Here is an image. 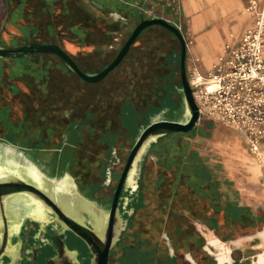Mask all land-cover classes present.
<instances>
[{"label": "rangeland", "instance_id": "rangeland-1", "mask_svg": "<svg viewBox=\"0 0 264 264\" xmlns=\"http://www.w3.org/2000/svg\"><path fill=\"white\" fill-rule=\"evenodd\" d=\"M17 3H20L18 8ZM4 4L7 10L3 12ZM171 7L176 9L178 2L0 0V47L29 42L53 43L62 48L82 71L93 74L116 57L141 19L162 16L160 18L174 22L168 11ZM240 14L246 16L243 7ZM178 26L186 39L185 19L182 18ZM122 59L113 72L96 83H85L52 54L23 56L15 65L16 78L11 72L14 70L13 61L1 62L4 77L11 76V82H17L22 90L12 96L5 92V88L0 89V104L11 105L12 116L16 112L23 117L26 132L37 133L42 142L47 140L42 146L39 142L41 147L38 148L35 147L36 141L0 140L1 170H15L18 179L38 188L41 184L37 177L45 180L48 191L60 195L64 208L79 217L100 241L104 239L105 219L113 191L143 126L157 120L185 122L188 119L179 81V42L170 31L156 25L145 28ZM191 68L186 65L187 79ZM162 84L168 87L164 88ZM164 95V101L158 102ZM30 105L35 109L29 108ZM149 107L151 110L147 111ZM23 134L26 139L28 134L24 131ZM184 134L187 142L184 140L183 144H191L203 162L214 165L220 180L225 145L241 140V147L245 146L238 131L202 115L198 123ZM165 143L172 149L174 145L180 147L182 142L168 138ZM182 146L180 152L186 145ZM142 158L135 189L126 187L122 192L120 220L116 225V232L120 233L109 251L108 264L116 260V252L124 237L127 240L122 234L128 231L129 219L139 200ZM97 160L103 165L100 185H114L106 201L100 192L93 191L92 197H86L75 187L72 192L65 189L66 179H71L74 185L85 181L86 174L82 173L85 162L92 164L89 170L92 168L91 171L99 175ZM248 164L255 167L261 185L259 169L251 157ZM2 194L0 264H44L45 259L54 254L51 241L52 238L59 239L61 224L54 222L55 215L50 209L42 211L40 203L45 201L39 196L15 189L4 190ZM85 203L98 211L102 218ZM85 213L89 216L80 217ZM3 242L5 246L1 249ZM48 252L50 256L45 255ZM142 256L141 252L137 255L140 260H143ZM78 257L81 263H90L87 248Z\"/></svg>", "mask_w": 264, "mask_h": 264}, {"label": "crops", "instance_id": "crops-1", "mask_svg": "<svg viewBox=\"0 0 264 264\" xmlns=\"http://www.w3.org/2000/svg\"><path fill=\"white\" fill-rule=\"evenodd\" d=\"M243 6V0H183L176 9L169 8V15L175 20L171 22L173 25L179 27L182 18L186 21L187 66L196 64L200 72L206 74L229 34L237 36L250 24V17L240 14ZM5 10L6 5L3 12ZM22 58L0 57V89L5 88L12 96L19 94L22 88L17 82H11V76L4 77L1 62L13 61L14 70L10 71L16 78L15 65ZM162 86L168 87L167 84ZM164 99L165 95L158 102ZM4 104H0V140L36 141L35 147H41L47 140L42 142L37 133L26 132L23 117L16 112L12 116V106ZM23 131L28 134L26 139H23L26 136ZM176 133L169 135L171 137H157L145 146L139 200L129 219L128 231L122 234L127 240L124 237L125 243L118 245L116 260L109 264H264V192L255 167L248 164L250 156L243 137L239 136L245 144L243 148L241 140L225 145L220 180L214 165L203 162L191 144H183L184 140L187 142L184 137L187 132ZM168 138L182 142L180 147L174 145L171 149L165 143ZM182 145L186 146L180 152ZM261 148L264 154V137ZM95 163L100 167L99 175L96 176L92 168L89 170L92 164L85 162L82 171L86 174L85 181L73 187L83 191L86 197H92L93 191L100 192L106 201L114 185H100L103 165L101 160ZM70 236V244L65 241L67 247L76 249L78 256L85 253V245ZM140 252L143 260L137 257Z\"/></svg>", "mask_w": 264, "mask_h": 264}, {"label": "water", "instance_id": "water-1", "mask_svg": "<svg viewBox=\"0 0 264 264\" xmlns=\"http://www.w3.org/2000/svg\"><path fill=\"white\" fill-rule=\"evenodd\" d=\"M155 25L170 31L179 42L180 83L183 101L188 113V119L185 122L173 120L153 121L139 133L126 158L125 164L113 191L109 211L105 219L104 239L102 241L98 240L93 230L86 226V224H84L79 217L72 215L68 210H66L62 204V201H60V195L57 193L52 194L46 190H43L42 188H38L32 184L23 182L18 178L0 180V198L1 195H3L2 192L7 189H15L37 195L43 201H45L43 203L47 205L48 209L54 213V222L61 224L60 231L58 232L59 239L55 241L54 238H52L51 241V245L54 246V254L46 258L44 264H81L78 258V251L76 249H69L66 245L65 241L67 238V233H70L79 239L88 249V252L91 255L89 264H108L109 251L116 236H118L120 233L119 231L116 232V225L118 220H120L119 205L121 204L120 200L122 199V192L127 187L128 175L134 164V161L136 160V157L142 151V148L155 137L167 133L188 132L198 123L199 111L197 105L194 102L192 90L188 84L186 74V41L179 28L164 18L154 17L141 19V21L134 27L123 46L118 51L116 57L102 70L93 74H88L82 71L74 62V60L62 48L53 43L42 44L29 42L20 46L0 47V57L2 58L21 57L36 53L52 54L62 60L82 80L87 82H96L104 78L108 72L118 65V63L128 52L135 39L145 28ZM85 204L88 209L91 208L95 210L90 204ZM95 213L97 214V217L100 219L102 218V215L98 213V211ZM88 216L89 213H85V215H81L80 217L86 218ZM102 220H104V218ZM4 246L5 245L3 242L1 249Z\"/></svg>", "mask_w": 264, "mask_h": 264}, {"label": "built area", "instance_id": "built-area-1", "mask_svg": "<svg viewBox=\"0 0 264 264\" xmlns=\"http://www.w3.org/2000/svg\"><path fill=\"white\" fill-rule=\"evenodd\" d=\"M243 11L250 24L237 36L229 34L205 75L192 65L188 84L199 117L233 128L244 138L264 191V0H244Z\"/></svg>", "mask_w": 264, "mask_h": 264}, {"label": "bare ground", "instance_id": "bare-ground-1", "mask_svg": "<svg viewBox=\"0 0 264 264\" xmlns=\"http://www.w3.org/2000/svg\"><path fill=\"white\" fill-rule=\"evenodd\" d=\"M144 147L142 148V151L139 153V155L136 157V160L134 161V164H133V166H132V168H131V170L129 172V175H128L127 188H131V190H134L135 187H136V178H137V175H138L139 165H140V161H141V158H142ZM0 157H1V155H0ZM13 178H18V174L15 172V170H11V172H9V170H1V168H0V180H9V179H13ZM37 179L39 180V182L41 184L40 185L41 188L43 190L48 191L45 180L41 179L40 177H37ZM73 185L74 184H73L71 179H66L65 180V187H66L65 189H67L70 192H72ZM48 192H50V191H48ZM0 205H1V203H0ZM40 207L42 208V211L48 209L47 205H45L43 202L40 203Z\"/></svg>", "mask_w": 264, "mask_h": 264}, {"label": "flooded vegetation", "instance_id": "flooded-vegetation-1", "mask_svg": "<svg viewBox=\"0 0 264 264\" xmlns=\"http://www.w3.org/2000/svg\"><path fill=\"white\" fill-rule=\"evenodd\" d=\"M71 234L70 233H67V242L70 244V241H71V236H70ZM45 255H49V252L48 253H46ZM50 256V255H49ZM41 257V256H40Z\"/></svg>", "mask_w": 264, "mask_h": 264}]
</instances>
